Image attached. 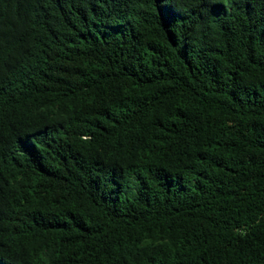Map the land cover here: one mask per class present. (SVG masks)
I'll list each match as a JSON object with an SVG mask.
<instances>
[{"label":"trees","instance_id":"16d2710c","mask_svg":"<svg viewBox=\"0 0 264 264\" xmlns=\"http://www.w3.org/2000/svg\"><path fill=\"white\" fill-rule=\"evenodd\" d=\"M0 264H264V0H0Z\"/></svg>","mask_w":264,"mask_h":264}]
</instances>
